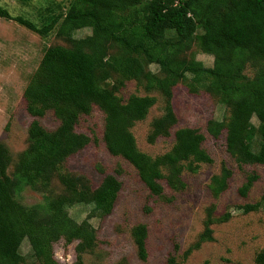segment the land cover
<instances>
[{"label":"trees","instance_id":"obj_1","mask_svg":"<svg viewBox=\"0 0 264 264\" xmlns=\"http://www.w3.org/2000/svg\"><path fill=\"white\" fill-rule=\"evenodd\" d=\"M0 17L12 19L1 6ZM16 20L43 36L55 31L70 46L49 47L25 90L26 109L34 120L29 146L12 173V156L0 143V264H59L53 249L62 240L77 242L81 256L96 247L94 229L87 220L77 223L69 209L87 204L94 213H111L122 186L116 175L107 174L96 189L73 187L69 196H52L45 188L69 157L90 144L91 138L76 126L95 107L106 116L109 152L133 165L153 198L164 199L166 187L186 189L183 174L213 162L203 146L206 134L194 128L176 129L174 145L163 155L142 152L132 128L147 118L158 99L148 94L124 101L119 93L126 82L136 81L146 92L169 100L179 83L192 93L210 91L229 114L211 120L208 135L217 139L226 133L227 151L240 168L264 165V0H74L64 15L40 28L21 17ZM82 29L91 34L74 39ZM194 46L214 57L212 67L191 66L194 57L188 55ZM49 112L59 121L54 131L39 121ZM177 123L175 110L167 107L153 121L148 142L169 137ZM240 139L247 149L237 146ZM230 177L228 169L213 177V195L226 191ZM61 179L71 190L68 176ZM258 179L257 173L249 175L240 193L245 196ZM27 188L42 199L23 204L20 195ZM215 222L210 212L199 243L210 239ZM131 235L139 258L147 261L148 226H134ZM25 241L31 263L21 252ZM256 261L264 264V253ZM166 264L181 263L171 256Z\"/></svg>","mask_w":264,"mask_h":264},{"label":"rangeland","instance_id":"obj_2","mask_svg":"<svg viewBox=\"0 0 264 264\" xmlns=\"http://www.w3.org/2000/svg\"><path fill=\"white\" fill-rule=\"evenodd\" d=\"M73 1L0 0V6L12 17H0V143L12 156L9 173L29 146V128L34 118L26 109L25 90L49 47L70 46L68 39L59 37L57 32L43 36L20 24L16 18L29 20L40 28L54 17L64 15ZM90 34V29H82L74 33L73 38L79 40ZM191 52L193 54L188 55L194 57L191 66H213L212 55L197 46ZM150 68L158 71L155 65ZM148 94L157 97L158 102L147 118L132 128L138 148L153 157L163 155L172 149L176 129L194 128L206 134L203 146L213 162L203 164L196 173H184L186 189L175 191L166 187L164 199L153 198L133 165L109 152L104 141L106 116L95 107L91 114L82 116L76 126L77 132L91 138L90 144L69 157L61 172L45 188L52 196H69L73 187L96 189L107 174H114L122 183L121 190L112 212L107 215L94 213L93 207L87 204L69 209L77 223L87 220L95 231L97 245L93 251H86L81 256L75 250L77 242L66 244L62 240L54 245L55 259L59 264H166L171 256H176L181 264H258L257 256L264 253V165L240 168L227 151L226 133L217 139L208 135V123L229 114L210 91L192 93L185 83H179L169 100L158 92H146L136 81H129L119 93L124 101L131 95ZM167 107L175 110L178 123L169 137L150 144L147 138L151 125ZM39 121L48 131L59 126V121L50 112ZM254 122L257 123L256 119ZM237 146L248 148L244 139H240ZM118 169L122 172L116 174ZM225 169L231 172L228 188L215 196L213 177L221 175ZM254 173L259 179L244 196L240 190L248 176ZM61 175L68 176L71 190L64 185ZM41 199V194L29 188L20 195L25 205ZM210 212L216 218L211 226V237L199 243V235L205 231ZM138 224H146L149 229L147 261L139 258L131 235L132 228ZM21 252L31 263L27 241Z\"/></svg>","mask_w":264,"mask_h":264}]
</instances>
